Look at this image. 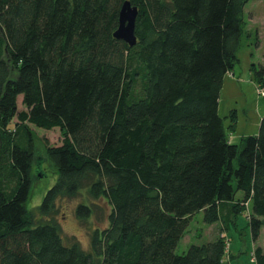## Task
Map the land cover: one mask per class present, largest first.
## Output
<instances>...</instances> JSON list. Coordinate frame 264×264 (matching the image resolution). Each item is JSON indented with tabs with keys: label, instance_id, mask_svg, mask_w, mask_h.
Wrapping results in <instances>:
<instances>
[{
	"label": "trees",
	"instance_id": "1",
	"mask_svg": "<svg viewBox=\"0 0 264 264\" xmlns=\"http://www.w3.org/2000/svg\"><path fill=\"white\" fill-rule=\"evenodd\" d=\"M126 2L139 11L133 48L114 38ZM248 3L0 0V264H228L226 231L249 205L259 241L264 117L257 135L235 144L219 114ZM132 62L147 78L136 100ZM30 125L63 135L46 147L58 179L36 214ZM85 195L80 222L95 202L110 210L89 250L65 245L57 220L63 201ZM200 212L222 223L221 237L178 254ZM255 260L264 264L260 246Z\"/></svg>",
	"mask_w": 264,
	"mask_h": 264
},
{
	"label": "rangeland",
	"instance_id": "2",
	"mask_svg": "<svg viewBox=\"0 0 264 264\" xmlns=\"http://www.w3.org/2000/svg\"><path fill=\"white\" fill-rule=\"evenodd\" d=\"M243 21L244 33L237 52L238 62L233 71L224 78L219 105V114L224 119L229 141L235 144H240L245 137L257 135L264 117V83L260 82V73L264 69V0H249L244 9ZM131 67L140 71L134 78L131 92L132 98L136 100L143 97L147 78L139 64L132 62ZM30 128L36 149L28 207L36 214L47 191L56 184L58 179V171L49 160L45 152L46 147L61 146L63 135L59 129L47 131L32 125ZM39 159L45 160L43 171L47 175L41 179L36 174ZM86 199L85 195L73 201H63L57 217L65 245L78 243L83 250L90 248L92 230L107 225L110 212L108 204L101 200L95 202L94 213L90 221L80 222L76 218V208L80 203L87 202ZM251 210V205H249L247 211L238 217L236 226L231 224L230 230L226 231V259L232 256L231 264H254L252 253L255 243L250 222L247 219L248 212ZM221 226V222L214 225L207 224L204 220V212L198 213L192 219L176 252L183 254L192 245H202L216 240L221 237ZM256 243V247L260 245L264 249V230Z\"/></svg>",
	"mask_w": 264,
	"mask_h": 264
},
{
	"label": "water",
	"instance_id": "3",
	"mask_svg": "<svg viewBox=\"0 0 264 264\" xmlns=\"http://www.w3.org/2000/svg\"><path fill=\"white\" fill-rule=\"evenodd\" d=\"M138 8L134 7L130 2L124 3L119 17V27L114 33V38L123 41L131 48L135 47L138 43L136 36V23L138 17ZM44 162L39 160L36 166V174L38 178H45L47 175L43 171Z\"/></svg>",
	"mask_w": 264,
	"mask_h": 264
},
{
	"label": "crops",
	"instance_id": "4",
	"mask_svg": "<svg viewBox=\"0 0 264 264\" xmlns=\"http://www.w3.org/2000/svg\"><path fill=\"white\" fill-rule=\"evenodd\" d=\"M261 235H262V234H261ZM254 243H255V242H254ZM256 244H257V243L254 244V251H253V253H252V259H253L252 262H253L254 264H257V263H256V260H255ZM258 246H260V245H258ZM260 247H261V246H260ZM232 258H233L232 256L229 257V259L226 260V263L231 264V263H232Z\"/></svg>",
	"mask_w": 264,
	"mask_h": 264
}]
</instances>
